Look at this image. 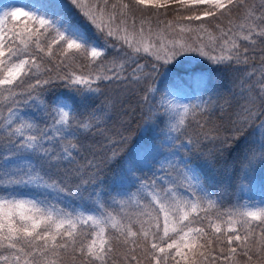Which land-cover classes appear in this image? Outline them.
<instances>
[{
	"label": "snow or ice",
	"instance_id": "1",
	"mask_svg": "<svg viewBox=\"0 0 264 264\" xmlns=\"http://www.w3.org/2000/svg\"><path fill=\"white\" fill-rule=\"evenodd\" d=\"M170 6L175 19H160ZM21 14L23 27L13 23ZM141 52L163 64L194 52L217 65L214 70L240 72L241 95L225 135L209 127L211 100L183 104L167 91L156 102L160 90L149 85L141 99L166 124L170 141L171 158L155 161L163 175L140 181L135 192L112 196L110 203L96 193L90 209L7 191L23 185L59 194L72 178L78 189L96 183L95 174L85 178L86 166L77 159L83 139L104 134L103 109H87L101 93L100 82L127 89L150 77L136 58ZM49 87L67 91L46 102L41 97ZM21 96L26 105L38 101L50 123L29 119L19 108ZM249 129L259 140L245 159L249 167L257 159L264 167V0H43L26 12H3L0 264H264V200L223 208L187 155L195 151L208 162ZM116 156L111 150L109 159ZM136 164L129 161V174ZM87 166L96 167L92 161Z\"/></svg>",
	"mask_w": 264,
	"mask_h": 264
},
{
	"label": "trees",
	"instance_id": "2",
	"mask_svg": "<svg viewBox=\"0 0 264 264\" xmlns=\"http://www.w3.org/2000/svg\"><path fill=\"white\" fill-rule=\"evenodd\" d=\"M31 1L38 6L43 2V0ZM149 11L154 10L149 9ZM160 12L163 13L164 9H160ZM166 16L175 19L174 6H170ZM163 17L162 15L159 18ZM154 18L156 17L153 16L152 21ZM13 23L23 27L26 20H16ZM109 52L111 53L112 50L109 49ZM136 58L140 64L145 66V71L151 73L150 77H146L145 81L139 85H128L127 89L123 85L118 88L108 81L100 82L101 93L96 94L94 102L87 109V111H91L93 108L103 109L99 115L104 121L100 125L104 129V134H89L86 139H83L84 147L77 159L81 166H86L84 168L85 178L95 174L96 183L78 189L79 180L72 178L65 185L67 191L59 194L50 189H37L23 185L9 186L7 191H27L40 199L47 197L61 207L67 205L70 208H91L96 199V193L100 194L101 199L110 203L111 197L115 196L118 191L125 189L128 192H135L140 181L154 178L155 172L152 169L158 165L155 161L168 148V144L161 140V129L165 123L157 122L149 113L148 105L144 104L141 99L149 85L160 90L155 95L156 102L159 101L160 94L163 93L165 87L170 85L185 86L195 95H202L205 102L211 100L213 103L208 112L209 127L219 126L221 135H225L223 128L230 126L229 122L234 118L233 113L241 95L240 72L214 70L218 66L206 58L187 64L182 61L177 63L178 60H173L169 64H163V61L156 63L144 55H138ZM81 63L86 62L81 61ZM153 63L158 65L159 71L151 72ZM134 66V64L128 66V72L125 74L130 73L131 67ZM75 70L81 71V69ZM83 70L87 71L88 69ZM201 73L204 76L203 80L198 79ZM93 86L95 87V85ZM66 91L62 87H49L41 99L50 102L53 97ZM23 99L24 97L21 96L19 108L28 113L30 119L35 116L41 126L50 123L40 109L38 101H29L26 105L23 103ZM195 103L193 99L190 102V104ZM85 110L83 107L80 108V111ZM4 115H7L6 111ZM197 118H200L199 113ZM193 129H195V125H193ZM189 135L195 139L193 131L190 130ZM121 136L127 137V140L121 142ZM110 140H116L117 143L112 145ZM253 140H259V133L256 132L254 135L253 129H249L231 148L225 149L222 155L208 162H205L204 157L195 151L187 154L190 162L195 165L200 180L220 201L223 208L239 203L244 193L243 189L253 195H264V167L261 166L258 159L249 167L245 159L246 153L253 147ZM203 143L207 144V141H203ZM110 149L117 151L116 158L109 159L111 157ZM145 149L154 151L146 152ZM0 154H3V141H0ZM182 154L184 153L182 152ZM153 156H155V160H153ZM133 158L137 160L136 170L129 174V161ZM88 161H92L96 167H88ZM60 175L62 176L63 173L61 172ZM3 192H5V188L0 187V193Z\"/></svg>",
	"mask_w": 264,
	"mask_h": 264
},
{
	"label": "rangeland",
	"instance_id": "3",
	"mask_svg": "<svg viewBox=\"0 0 264 264\" xmlns=\"http://www.w3.org/2000/svg\"><path fill=\"white\" fill-rule=\"evenodd\" d=\"M36 7H38V4L34 3L31 0H0V15H2L3 12L9 11V10H11L13 8H19V9L22 10V12H26V11L35 9ZM160 19H164V20H174V18H169L168 16H164L163 18H160ZM16 20L17 21H25V18L21 14V15L17 16ZM152 22H153V25L155 26L156 18H154V20ZM183 23H188V22H183ZM128 51H131V50L129 49ZM139 55H144L146 57H149L151 60H154V58L152 56H148V55L144 54L143 52H141ZM203 58H205V57H201L198 53L186 52V53H182L181 55L177 56L174 60L186 62V64H187V63H190V62H193V61H196V60H199V59H203ZM155 62L157 63V61H155ZM167 91L174 92L175 93L174 99L177 102H179V103L190 104V102H191L192 99L196 103H200L201 101H205V98L202 95H200V94L195 95L190 89H187L185 86H181V85H179V86L170 85V86L165 87V90L163 91V93H165ZM169 98H172V97H169ZM21 111L24 112L23 110H21ZM166 133H167V126H166V124H164L163 128L161 129V140L164 143L169 144L170 141H168L166 139ZM181 155H184V154L181 153ZM165 157L171 158L168 148L159 155L157 161H160L161 163H163L164 160H165ZM192 165L196 169V167H195V165L193 163H192ZM159 168H160V163H158V165L155 168L152 169L153 172H155V175L156 176L163 175V172L158 171ZM197 174H198V172H197ZM201 183H202V181H201ZM250 188L252 189V186ZM16 192L19 193V194H21L24 197L38 198L34 194L29 193L27 191H16ZM129 192H133V191H129ZM129 192L127 190H125V189H122V190L118 191L115 194V196H117V198H120L121 196H124L127 193H129ZM243 192L244 193L241 196V199H240V202H239L241 204L244 203L245 201H260V200H264V195H256V194L253 195L252 193L248 192L246 189H243ZM76 208H81V207H76Z\"/></svg>",
	"mask_w": 264,
	"mask_h": 264
}]
</instances>
